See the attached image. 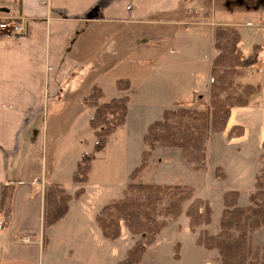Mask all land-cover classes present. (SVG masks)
<instances>
[{"label": "rangeland", "instance_id": "374dc122", "mask_svg": "<svg viewBox=\"0 0 264 264\" xmlns=\"http://www.w3.org/2000/svg\"><path fill=\"white\" fill-rule=\"evenodd\" d=\"M202 4L187 15H179L191 23L184 27L133 26L113 30L109 43L98 39L96 74L88 80L90 85L47 112L43 148L41 142L39 158L33 157L25 176L37 174L39 179L49 178L56 166L57 179L73 197L71 202L74 200L60 230L80 264H120L142 241L143 236L131 234L125 222L120 223L119 239L107 240L97 223L102 209L121 200L130 184L182 186L193 191V199L184 204L178 218H158L166 226L147 247L139 264H221L218 251L197 246L199 236L203 232L212 236L220 233L226 193L237 191L238 205H251L256 177L264 162V0H203ZM10 17L19 14L2 12L0 22ZM222 22L230 26L239 24L240 50L245 57L256 47L259 51V61L254 67L231 77L233 84L225 96L241 95L246 86L256 87L257 91L247 105L232 109L223 132L208 134L202 164L186 161L181 149L157 144L147 167L131 179L140 166L141 154L149 150L144 144L147 129L161 120L165 111L210 109L211 72L218 55L214 29L224 26L217 25ZM119 80L130 82V88L122 96L131 99L128 117L125 125L110 137L106 149L96 155L90 182L85 186L87 191L82 195L85 198L80 202L82 196L75 197L80 188L72 183V173L80 157L93 154L96 141L89 127L93 111L80 100L97 86L105 94L100 103H109L119 92L116 88ZM235 126L243 129L242 136L235 137L237 133L230 136ZM196 199L210 204L212 218L209 225L193 233L186 211ZM167 205L164 202L163 207ZM249 237L252 250L260 249L264 245V226L249 232ZM48 257L46 253L41 264H47ZM55 264L63 263L57 258Z\"/></svg>", "mask_w": 264, "mask_h": 264}, {"label": "crops", "instance_id": "0c3cea01", "mask_svg": "<svg viewBox=\"0 0 264 264\" xmlns=\"http://www.w3.org/2000/svg\"><path fill=\"white\" fill-rule=\"evenodd\" d=\"M202 3L203 0H0V13L19 14L10 18L22 21L27 32L24 39L0 34V264H41L46 253L47 264H55L57 258L63 264H80L60 230L74 200L64 219L44 227L49 187L56 185L64 190L57 179L56 166L49 178L25 176L33 157L39 158L41 142L43 148L47 112L90 85L88 80L96 74L98 39L109 43L113 30L133 26L184 27L191 23L181 16L200 8ZM228 24L217 25H231ZM232 25L239 30V24ZM122 96L123 92H117L116 98ZM85 97L80 100L83 104ZM104 99L105 94L101 101ZM90 110L93 117L95 111ZM74 185L86 193L87 184Z\"/></svg>", "mask_w": 264, "mask_h": 264}, {"label": "trees", "instance_id": "16d2710c", "mask_svg": "<svg viewBox=\"0 0 264 264\" xmlns=\"http://www.w3.org/2000/svg\"><path fill=\"white\" fill-rule=\"evenodd\" d=\"M208 14V13H207ZM215 49L218 52L213 61L211 75L212 103L206 111L188 109L167 110L161 120L152 123L144 136V144L149 150L141 154V163L134 170L131 179L147 167L148 159L157 144L181 149L184 159L190 163L202 164L205 159V142L210 132H223L228 124L231 111L236 106H245L255 94L256 87L246 86L241 95H226L232 87L231 77L246 69L254 67L259 61L258 47L245 57L240 50L241 35L234 26H220L214 33ZM119 92L127 91L130 82L119 80L116 83ZM257 91V90H256ZM104 96L101 88L91 90L83 102L93 109L94 116L89 127L95 136L93 154H84L77 163L72 176L76 185H85L90 180L93 162L96 155L107 147L110 137L125 125L130 100L128 97L115 98L109 103L100 104ZM243 135V129L235 126L230 136ZM264 148V143H263ZM255 192L251 196L249 207L238 205L239 192H228L224 195V212L220 222V233L217 236L201 233L197 246L208 251L219 253L221 264H264V245L255 252L251 247L249 232L264 226V162L263 168L256 177ZM84 194L80 189L75 197ZM72 196L57 186H50L45 197L44 227L50 228L60 222L69 212ZM193 199V191L182 186H160L150 184H130L124 191L123 198L102 209L97 217L98 226L107 240H117L121 236V222H125L131 234L143 236L127 258L120 264H139L156 236L165 228V222H159L160 216L178 218L183 206ZM167 202V207H163ZM186 215L190 220V230L194 233L203 226L209 225L212 218L210 204L196 199L187 208Z\"/></svg>", "mask_w": 264, "mask_h": 264}, {"label": "built area", "instance_id": "2783aa9c", "mask_svg": "<svg viewBox=\"0 0 264 264\" xmlns=\"http://www.w3.org/2000/svg\"><path fill=\"white\" fill-rule=\"evenodd\" d=\"M0 34L11 39H24L27 35L24 23L6 18L0 22Z\"/></svg>", "mask_w": 264, "mask_h": 264}]
</instances>
